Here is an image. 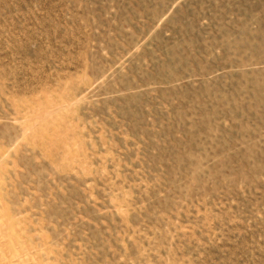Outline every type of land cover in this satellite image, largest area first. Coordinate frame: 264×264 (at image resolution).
I'll return each mask as SVG.
<instances>
[{
	"label": "rangeland",
	"instance_id": "374dc122",
	"mask_svg": "<svg viewBox=\"0 0 264 264\" xmlns=\"http://www.w3.org/2000/svg\"><path fill=\"white\" fill-rule=\"evenodd\" d=\"M1 216L11 264H264V0H0Z\"/></svg>",
	"mask_w": 264,
	"mask_h": 264
},
{
	"label": "bare ground",
	"instance_id": "6f19581e",
	"mask_svg": "<svg viewBox=\"0 0 264 264\" xmlns=\"http://www.w3.org/2000/svg\"><path fill=\"white\" fill-rule=\"evenodd\" d=\"M61 106V105H60ZM52 109V108H51ZM39 112V110H38ZM30 113V112H29ZM33 113V112H32ZM31 113V114H32ZM30 114V115H31ZM36 115V114H35ZM47 115V114H46ZM51 115V114H50ZM29 116V115H28ZM38 116V115H37ZM39 118L40 120H38V122H40L41 120L43 121V118L41 116L37 117ZM34 128V127H33ZM39 131V130H38ZM36 130H33L34 133L37 134ZM30 133V131H29ZM27 134V133H26ZM39 134V133H38ZM26 136V135H25ZM40 140V139H39ZM35 142V141H34ZM4 213V212H3ZM7 218H3L2 216L0 217V264H11L10 261H9V258L8 260H4V257H3V254L4 253H8L9 251L7 250H10L9 248L10 247H13V245L15 244V240H14V237H13V234L11 233L12 231V225L14 224L13 222L12 225L10 222H8V220H6ZM12 221V220H11ZM15 228V227H14ZM14 230V229H13ZM17 234V233H16ZM15 236V235H14ZM18 239V238H17ZM17 247V246H16ZM15 248V247H14ZM13 251V250H12ZM12 251L11 254H12ZM14 253V251H13ZM9 255V254H8ZM24 256V255H23Z\"/></svg>",
	"mask_w": 264,
	"mask_h": 264
}]
</instances>
